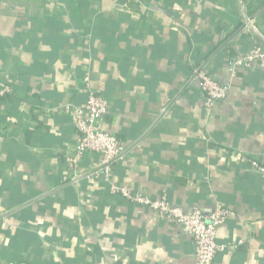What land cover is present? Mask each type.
Returning a JSON list of instances; mask_svg holds the SVG:
<instances>
[{"label": "crops", "instance_id": "1", "mask_svg": "<svg viewBox=\"0 0 264 264\" xmlns=\"http://www.w3.org/2000/svg\"><path fill=\"white\" fill-rule=\"evenodd\" d=\"M259 43L264 0H0V264H196L180 225L112 185L229 209L214 264H264V69L236 65ZM200 68L230 86L210 112ZM88 87L128 151L109 182L85 176L97 153L79 179L68 163Z\"/></svg>", "mask_w": 264, "mask_h": 264}, {"label": "built area", "instance_id": "2", "mask_svg": "<svg viewBox=\"0 0 264 264\" xmlns=\"http://www.w3.org/2000/svg\"><path fill=\"white\" fill-rule=\"evenodd\" d=\"M236 65L241 69L253 66L264 69V44H256L244 57L236 61ZM194 79L198 81L207 112L212 111L218 102L227 98L230 86L219 83L201 68L195 71ZM85 81L88 82L89 78L86 77ZM86 91L87 99L83 106H67V110L74 115L79 135L75 152L68 159V163L76 173L73 179H79L85 175L77 172L82 156L87 152L97 153L101 156L98 169L95 168L85 176H102L109 182L113 178L112 164L124 156L127 148L117 136L99 128V124L107 118L110 112L108 100L90 87ZM252 166L264 174V166L255 161L252 162ZM111 192L131 203L145 206L167 221L180 225L182 230L193 239L196 264H214L218 253L228 249L227 246L218 242L219 227L233 214L227 208L222 206H216L213 210L195 208L187 212L182 207L172 204L166 195L152 198L135 192L127 186L118 185H112Z\"/></svg>", "mask_w": 264, "mask_h": 264}, {"label": "water", "instance_id": "3", "mask_svg": "<svg viewBox=\"0 0 264 264\" xmlns=\"http://www.w3.org/2000/svg\"><path fill=\"white\" fill-rule=\"evenodd\" d=\"M127 152H128V151H126L125 154H126ZM125 154H124V155H125Z\"/></svg>", "mask_w": 264, "mask_h": 264}, {"label": "rangeland", "instance_id": "4", "mask_svg": "<svg viewBox=\"0 0 264 264\" xmlns=\"http://www.w3.org/2000/svg\"><path fill=\"white\" fill-rule=\"evenodd\" d=\"M78 133V132H77Z\"/></svg>", "mask_w": 264, "mask_h": 264}]
</instances>
